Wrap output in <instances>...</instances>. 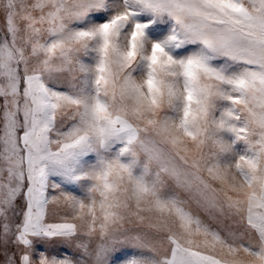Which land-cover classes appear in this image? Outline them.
I'll return each mask as SVG.
<instances>
[{
  "label": "snow or ice",
  "instance_id": "1",
  "mask_svg": "<svg viewBox=\"0 0 264 264\" xmlns=\"http://www.w3.org/2000/svg\"><path fill=\"white\" fill-rule=\"evenodd\" d=\"M121 249L264 264V0H0V264Z\"/></svg>",
  "mask_w": 264,
  "mask_h": 264
},
{
  "label": "rangeland",
  "instance_id": "2",
  "mask_svg": "<svg viewBox=\"0 0 264 264\" xmlns=\"http://www.w3.org/2000/svg\"><path fill=\"white\" fill-rule=\"evenodd\" d=\"M39 247L43 248V245H40ZM51 251L55 254V253H60V254H70L69 250H67L66 248H64L62 245H56L53 244L51 246ZM125 254H131V250L130 249H121L119 250L116 254H115V260H114V264H118L119 259L123 258V256Z\"/></svg>",
  "mask_w": 264,
  "mask_h": 264
}]
</instances>
